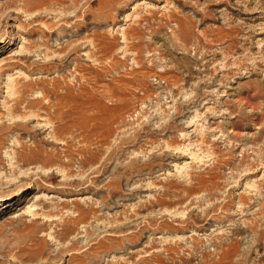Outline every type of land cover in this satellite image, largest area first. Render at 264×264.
Masks as SVG:
<instances>
[{
  "label": "rangeland",
  "instance_id": "obj_1",
  "mask_svg": "<svg viewBox=\"0 0 264 264\" xmlns=\"http://www.w3.org/2000/svg\"><path fill=\"white\" fill-rule=\"evenodd\" d=\"M0 200V264H264V0H0Z\"/></svg>",
  "mask_w": 264,
  "mask_h": 264
},
{
  "label": "bare ground",
  "instance_id": "obj_2",
  "mask_svg": "<svg viewBox=\"0 0 264 264\" xmlns=\"http://www.w3.org/2000/svg\"><path fill=\"white\" fill-rule=\"evenodd\" d=\"M50 108V107H49ZM57 109V108H56ZM48 113V112H47ZM53 134L55 135V136H57L58 134H59V128L58 127H55L54 129H53ZM59 139H61V138H59ZM58 139V140H59ZM64 142V141H63ZM19 160H20V162H23V163H26L27 161H30L31 160V158H34L35 159V161H37V163H35V164H39V165H41V168H43V169H46V168H48V170H50V168H52V165L54 164V163H51L50 162V160H47L46 161V153L45 152H43V151H33L31 154H29V153H24V154H22V153H20L19 155ZM49 157V156H48ZM48 159V158H47ZM34 161V162H35ZM46 161V162H45ZM31 165L30 166H33V164L34 163H30ZM57 165V164H56ZM59 166V165H58ZM59 168V167H58ZM0 202H2V200H0Z\"/></svg>",
  "mask_w": 264,
  "mask_h": 264
}]
</instances>
